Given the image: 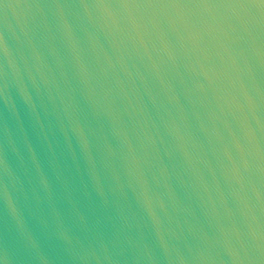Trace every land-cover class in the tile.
Returning <instances> with one entry per match:
<instances>
[{
    "label": "water",
    "instance_id": "obj_1",
    "mask_svg": "<svg viewBox=\"0 0 264 264\" xmlns=\"http://www.w3.org/2000/svg\"><path fill=\"white\" fill-rule=\"evenodd\" d=\"M97 2L0 0V264H264L260 9L241 36L117 15L230 0L42 7Z\"/></svg>",
    "mask_w": 264,
    "mask_h": 264
},
{
    "label": "snow or ice",
    "instance_id": "obj_2",
    "mask_svg": "<svg viewBox=\"0 0 264 264\" xmlns=\"http://www.w3.org/2000/svg\"><path fill=\"white\" fill-rule=\"evenodd\" d=\"M82 7L88 9H106L114 7L107 4L104 0H98L94 4H55V5H43L42 7ZM126 5H118L116 7H124ZM152 6V5H148ZM181 6L179 4H170V11L166 13H148L142 17H135L132 15H126L117 13L126 24H140L145 27H157L161 30L168 28L169 26L176 25L185 30L198 32L209 27L219 30L229 31L232 34L243 35L252 30L257 23L256 8L260 9L259 12V24L261 28H264V0H230L227 4V11L221 13H184L178 9Z\"/></svg>",
    "mask_w": 264,
    "mask_h": 264
}]
</instances>
